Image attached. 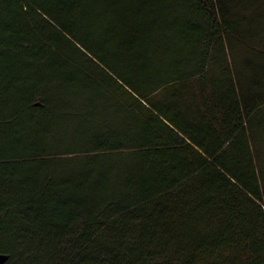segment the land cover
<instances>
[{
	"label": "trees",
	"instance_id": "16d2710c",
	"mask_svg": "<svg viewBox=\"0 0 264 264\" xmlns=\"http://www.w3.org/2000/svg\"><path fill=\"white\" fill-rule=\"evenodd\" d=\"M0 264H264V0H0Z\"/></svg>",
	"mask_w": 264,
	"mask_h": 264
},
{
	"label": "water",
	"instance_id": "95a60500",
	"mask_svg": "<svg viewBox=\"0 0 264 264\" xmlns=\"http://www.w3.org/2000/svg\"><path fill=\"white\" fill-rule=\"evenodd\" d=\"M4 259L3 255H0V260L2 261Z\"/></svg>",
	"mask_w": 264,
	"mask_h": 264
}]
</instances>
